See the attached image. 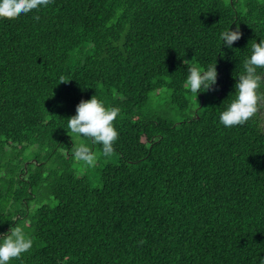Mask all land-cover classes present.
Returning a JSON list of instances; mask_svg holds the SVG:
<instances>
[{
    "label": "trees",
    "instance_id": "trees-1",
    "mask_svg": "<svg viewBox=\"0 0 264 264\" xmlns=\"http://www.w3.org/2000/svg\"><path fill=\"white\" fill-rule=\"evenodd\" d=\"M261 36L264 0H50L0 17V235L33 240L11 264H264V98L242 125L218 119ZM192 58L217 61L198 92L212 100L179 122L140 116L163 88L191 108ZM93 95L120 109L101 167L72 158L101 145L66 129Z\"/></svg>",
    "mask_w": 264,
    "mask_h": 264
},
{
    "label": "clouds",
    "instance_id": "clouds-1",
    "mask_svg": "<svg viewBox=\"0 0 264 264\" xmlns=\"http://www.w3.org/2000/svg\"><path fill=\"white\" fill-rule=\"evenodd\" d=\"M50 0H0V17H18L33 10L46 7ZM38 19V17H36ZM242 33L239 26L235 30L225 28L219 34L218 46L232 48L233 43L240 39ZM186 78L184 87L197 97L198 92L211 89L217 82V61L204 65L198 64L193 58L185 60ZM243 70L238 74L231 99L219 113V123L225 128L242 125L249 120L258 108V102L264 98L260 89L264 87V36L259 42L252 40L248 54L242 61ZM64 81V77H60ZM120 113L115 106H106L97 95L81 100L76 105L75 114L66 118L67 132L74 134L76 139H90L94 144L101 145V152H94L83 142L73 144L70 154L77 162L95 167L99 155L111 156L115 152L114 144L119 133L113 123ZM72 138V137H71ZM33 240L21 226H13L6 234L0 235V264H11L13 259L32 248Z\"/></svg>",
    "mask_w": 264,
    "mask_h": 264
},
{
    "label": "rangeland",
    "instance_id": "rangeland-1",
    "mask_svg": "<svg viewBox=\"0 0 264 264\" xmlns=\"http://www.w3.org/2000/svg\"><path fill=\"white\" fill-rule=\"evenodd\" d=\"M170 90L167 88H163L159 92H153L149 95L148 101L139 109V115L145 117H166L173 121H182L186 118H189L193 114H195L196 110L202 108V104H207L212 100V96L206 95L202 96L200 94L194 96L192 93L189 95L192 105L189 110H179L171 101ZM193 111V112H192ZM28 149L27 152H29ZM94 152L100 153L99 151L93 149ZM114 160V156L105 157L103 155H99L98 164L101 167L104 163L111 162ZM37 195V192H35ZM39 199L37 196L34 199V203L39 204L41 202H46Z\"/></svg>",
    "mask_w": 264,
    "mask_h": 264
}]
</instances>
